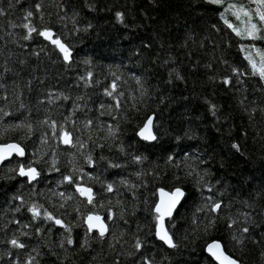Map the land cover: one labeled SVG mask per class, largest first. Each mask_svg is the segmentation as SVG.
I'll return each instance as SVG.
<instances>
[{"label": "trees", "instance_id": "16d2710c", "mask_svg": "<svg viewBox=\"0 0 264 264\" xmlns=\"http://www.w3.org/2000/svg\"><path fill=\"white\" fill-rule=\"evenodd\" d=\"M253 7L264 11L250 0H0V144L25 153L0 165V264H216L213 241L264 264V22ZM149 117L151 142L138 136ZM176 188L169 249L155 206ZM91 214L106 236L86 228Z\"/></svg>", "mask_w": 264, "mask_h": 264}, {"label": "snow or ice", "instance_id": "6c2138e0", "mask_svg": "<svg viewBox=\"0 0 264 264\" xmlns=\"http://www.w3.org/2000/svg\"><path fill=\"white\" fill-rule=\"evenodd\" d=\"M209 3H220L221 0H208ZM253 3L259 4L260 6L264 7V0H252ZM240 11L244 12L245 16H249V12L244 11L243 8L240 9ZM0 14H2V10H0ZM29 17L32 15L31 12H29L27 14ZM256 15L259 16V19L261 22H264V11H260L259 9L256 12ZM117 18L118 20H120L122 22L123 20V14L122 13H117ZM25 27H28V25H25ZM229 27H231V25H229ZM251 29L252 31L249 32V35L252 38H256L254 33L256 31H258L259 29H257V26L255 24L251 25ZM235 30V29H234ZM36 29L35 28H29V35L25 37V39H29L30 35L32 32H35ZM39 35L41 36H45L46 38H51V34L49 32H40ZM237 35H240L239 32H237ZM52 43L56 44L59 46L60 50L64 53V59L68 60L70 57V51L68 50V48L63 45L59 40H53ZM253 67L255 68V65L253 64ZM259 75L261 76V78H264V66L261 67V69L259 70ZM227 83V81H226ZM152 121L151 119L145 124V126L141 129L139 135L144 138V139H156V137L152 134L151 132V125ZM66 136H68V134H65ZM65 143H69L70 141L68 139H65L64 141ZM233 147H236L238 149V145H233ZM4 149H8L10 151H15L20 155H23V149H21L19 147V145H5ZM7 158L4 154H3V149H0V161H2L3 159ZM20 175L24 176L27 175L30 178H35L36 175H38V173H36L35 169H28V171L26 172L23 168L20 169ZM111 185L108 186V189L111 191ZM78 191H80L81 195H88L89 198V202H92V197H91V189H87V188H79ZM161 191V196L168 197V200H161L160 203H158L155 207V212L157 213L156 216V220L158 221V226H157V232L156 235L157 237L164 241L169 247H176L175 243L173 242L172 237L169 235L168 231L165 229L164 227V219L166 216H171L172 214V210L175 208V206L179 203L180 198L184 195V193L177 188L174 192L172 193H165L162 189ZM220 205L216 204L214 206L213 210L219 209ZM51 218V217H49ZM89 221L93 220V217H88ZM95 219L99 222L100 218L99 217H95ZM57 224L61 223L59 220L56 221ZM99 227L100 229V235L103 236L105 234V226L103 225V223H98V225H92L90 224L89 227L90 229L92 227ZM243 231L247 232L248 229L245 228L243 229ZM69 243H72L71 240L68 241ZM12 245L15 247H24L23 244H19L17 242V240H12L11 241ZM137 247L139 248L140 245L139 243L137 244ZM220 244L218 242H214L213 244H210L208 246V251L211 253V255L220 262V264H238L237 261L231 259L230 257L226 256L222 251H220Z\"/></svg>", "mask_w": 264, "mask_h": 264}, {"label": "water", "instance_id": "95a60500", "mask_svg": "<svg viewBox=\"0 0 264 264\" xmlns=\"http://www.w3.org/2000/svg\"><path fill=\"white\" fill-rule=\"evenodd\" d=\"M46 38V37H45ZM48 41H50V42H52L53 40L51 39V38H46ZM56 45V44H55ZM56 48H57V50L64 56V53L60 50V48H59V46L58 45H56ZM151 119V121H152V123H151V125H150V128H151V132H152V134H153V118L152 117H149L145 122H144V124H143V126H142V128L145 126V124L149 121ZM141 128V129H142ZM141 129L139 130V133H140V131H141ZM139 133H138V136L142 139V140H145V141H148V142H151L152 141V139H144V138H142L140 135H139ZM65 139H68L70 142L69 143H65L64 141H65ZM61 142H62V144L63 145H65V146H70L71 145V137L68 135V136H66L65 134H63L62 136H61ZM5 145H18V144H16V143H8V144H0V149H3V154L7 157V158H5V159H3L2 161H0V165L1 164H3L4 162H6V161H9L13 156H16V157H18V158H24V151H23V155H20V154H18L17 152H15V151H10V150H8V149H4V146ZM20 147V146H19ZM21 148V147H20ZM22 149V148H21ZM21 169V168H20ZM20 169H19V171H18V175L19 176H21V177H23V178H27L29 181H33V180H35L36 179V176H35V178L33 179V178H30L29 176H27V175H24V176H22V175H20ZM26 172L28 171V170H25ZM79 188H87V189H91V188H89V187H86V186H84V185H80V186H76L75 187V191L79 194V196L81 197V198H83V199H85L88 203H90L89 202V198H88V195H81V193H80V191H78V189ZM177 189V188H176ZM176 189H173L172 191H167V190H164V189H162L165 193H172V192H174ZM180 189V188H179ZM161 189H159L158 190V192H157V202H156V205L158 204V203H160L161 202V200L163 199V200H165V201H167L168 200V197L167 196H165V197H162L161 196V191H160ZM181 190V189H180ZM182 192H183V190H181ZM184 193V192H183ZM184 196H185V194L180 198V200H179V203L175 206V208L172 210V214H171V216H166L165 217V219H164V227H165V229L167 230V228H166V221L168 220V219H170L172 216H173V214L176 212V210L179 208V206L181 205V203H182V201H183V199H184ZM91 197H92V199H93V190L91 189ZM156 207V206H155ZM218 209H216V210H214V211H217ZM157 214V213H156ZM93 217V220H91V221H89V219H88V217ZM95 217H99L100 218V221L98 222L96 219H95ZM103 223V225L105 226V234L103 235V236H101L100 235V229H99V227L97 226V227H92L91 229H90V227H89V225L90 224H92V225H98V223ZM84 224H85V226H86V228L89 230V231H91V232H94V233H96L99 237H104V236H106L107 235V233H108V226H107V224H106V222H105V220L101 217V216H97V215H88L86 218H85V220H84ZM157 226H158V221H157ZM157 226H156V232H157ZM156 238L160 241V242H162L167 248H169V249H172L173 247H169L164 241H162V240H160L158 237H157V235H156ZM214 242H218V241H213V242H210L209 244H207V246L205 247V253H206V255L207 256H209L213 261H214V263H216V264H220V262L219 261H217L212 255H211V253L208 251V246L210 245V244H213ZM219 244H220V246H221V248H220V251H222L226 256H228V257H230L231 259H233V260H235L234 258H232L231 256H229L226 252H225V250H224V248H223V246H222V244L220 243V242H218ZM236 261V260H235ZM239 264V263H238Z\"/></svg>", "mask_w": 264, "mask_h": 264}, {"label": "rangeland", "instance_id": "374dc122", "mask_svg": "<svg viewBox=\"0 0 264 264\" xmlns=\"http://www.w3.org/2000/svg\"><path fill=\"white\" fill-rule=\"evenodd\" d=\"M250 1L252 2V0H250ZM253 4L257 5L256 3H253ZM252 9L257 11V8L256 7H253ZM244 11H247L248 12V10H244ZM34 215L40 216V214L39 213H36V212L34 213Z\"/></svg>", "mask_w": 264, "mask_h": 264}]
</instances>
